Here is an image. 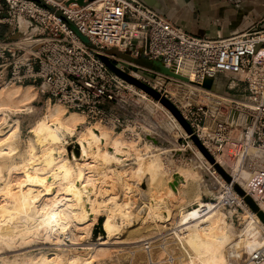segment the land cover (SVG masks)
<instances>
[{
  "label": "built area",
  "instance_id": "1",
  "mask_svg": "<svg viewBox=\"0 0 264 264\" xmlns=\"http://www.w3.org/2000/svg\"><path fill=\"white\" fill-rule=\"evenodd\" d=\"M67 1L0 0V26L6 27L0 35V86L30 83L44 100L76 110L88 122L114 130L130 128L141 138L149 127L150 134L157 135L158 120L146 117L152 114L145 105L147 94L115 75L98 56L104 55L172 99L191 129V134L176 136L183 150L195 148L194 135L214 160L216 154L224 159L230 176L238 160L255 181L256 188L247 194L257 192L261 200L264 28L195 36L141 0H91L81 5ZM140 56L173 73L133 62ZM219 75L225 78L223 92L203 86L204 80L213 82ZM151 106L153 111L155 104ZM223 193V205L237 203L232 186ZM247 264H264V244L247 254Z\"/></svg>",
  "mask_w": 264,
  "mask_h": 264
},
{
  "label": "bare ground",
  "instance_id": "2",
  "mask_svg": "<svg viewBox=\"0 0 264 264\" xmlns=\"http://www.w3.org/2000/svg\"><path fill=\"white\" fill-rule=\"evenodd\" d=\"M93 1L97 4L100 2ZM35 93L32 84L0 86V252L27 248L36 241L52 245V248L35 253L16 252L11 257L0 256V264H242V259L245 260L243 264H247V254L264 244V223L255 211L243 204V196L233 187L232 195L237 203L230 206L235 209L240 207L245 212L242 215L244 225L235 237L231 238L233 234L228 235L231 224L226 225L225 217L220 212L208 216L192 210L175 218L169 201L182 185L192 182L197 173L192 168L178 167L168 180H161L159 174L167 170V165L157 156L154 157L158 153L148 154L150 143L144 141L139 145L134 139L135 136L139 140H150L149 137L144 135L141 139L130 128L117 132L112 126L96 121L79 133L75 147L77 155L71 152L69 158L64 143L67 135L75 132L83 115L76 110L64 113V109H67L58 101L51 103V100L46 99L42 116L30 124L26 151L19 154V161H15L12 153H17L13 151L17 147L15 139L19 132V121L14 119L8 128H3L8 114L6 110L14 113L33 111L34 106L30 102ZM146 98L144 101L148 110L153 108L151 103H154L155 107L165 108L168 113V118L158 123V132L162 131L160 124H164L170 131L175 130L177 135L179 132L186 133L159 99L151 96ZM151 137L154 138L153 135ZM159 145V151L176 150ZM188 152L189 159H199V155L200 162L212 166L199 149ZM215 159V162L223 164L224 159L220 155L216 154ZM231 167L232 182L234 177L245 190L253 191L256 188L254 179L250 182L238 160H234ZM215 173L222 186L218 192L221 199L219 205L224 206L223 190L232 186V183L226 182L218 172ZM144 174L148 175L143 184L146 194L144 205L141 204L145 208L144 215L138 217L139 211L130 208L133 202L131 182L134 179L142 183ZM116 184L120 187L122 197L114 191ZM160 185L164 186L160 188ZM256 194L253 192L252 196L264 209V201ZM196 200H199L198 195ZM100 211L104 212L100 215L103 218H99ZM134 214H137L138 220L136 224L130 225ZM117 219H120V223ZM158 220L174 224L171 238L175 241L164 243L165 239L161 242L152 240L140 243L146 235L151 236L149 234L160 228L156 224ZM94 224H98L95 227L99 240L97 244L102 246H91L83 255L70 247H64L65 239L70 244L79 242L81 237L89 234ZM124 224L129 226L120 235L119 228ZM112 239L116 240L113 244L118 245L103 246ZM174 248L179 252H171ZM129 258L131 262L127 261Z\"/></svg>",
  "mask_w": 264,
  "mask_h": 264
},
{
  "label": "rangeland",
  "instance_id": "3",
  "mask_svg": "<svg viewBox=\"0 0 264 264\" xmlns=\"http://www.w3.org/2000/svg\"><path fill=\"white\" fill-rule=\"evenodd\" d=\"M56 1H58V0H54V1L49 0V2H56ZM1 26H5V25H1ZM112 51L113 50H111V52ZM133 62L138 63L144 67L151 68V69L158 71V72H162V73H166V74H172V72L169 69H165L162 66H159L158 64H156L155 61L149 60L143 56L136 58L135 60H133ZM221 81L219 78L215 79L212 82L211 88L215 91H221V88L223 87L221 84ZM26 84H30V83H26ZM16 85H18V84H11V85H7V86L8 87H15ZM21 85H25V84H21ZM34 90L36 93L34 94V98L32 99V101L30 102V104L34 106L33 111H31V112H15L14 113L13 111L6 110V112L8 114H7L6 122L2 125L3 128H8L9 124L12 123L13 122L12 120H14V119H18V121H19V132H18V136H16V139H15L17 147H16V150L13 151V152L17 151V153L16 154L12 153V155H14L15 161H19V159H20L19 154L20 153L22 154V152H25L26 151L25 149H27L26 143L28 144V141H27L28 138L27 137L29 135L28 131L30 129V124L35 119L40 118V116H42V113L44 112V109L46 107L47 102H46V100H44V97L37 93L35 87H34ZM149 96L150 95L147 94V97H149ZM166 99L173 104V101H171L172 100L171 98L166 97ZM158 101L160 102V100H158ZM51 103H57V102L52 101ZM164 107H166V106H164ZM70 111L64 109V113H68ZM149 111L152 114L148 113L146 115L147 120H149L151 117H154L155 119L158 120V123H160V121H162L163 118H168L167 117L168 113L166 112L165 108H162L158 105L156 107H154L153 111L151 109ZM168 111L171 112L169 109H168ZM171 114H172V112H171ZM180 115H181V113H180ZM182 118H183V116H182ZM83 121H84V117L82 116L81 121H79V123L77 125V129L75 130V132L71 135H67V139H66V142L64 143V146H65L66 154L68 155V157L70 156L69 158H71V154H70L71 152H73L74 154L77 155V152L75 151V147H76V140H77L79 133L81 131H83L87 126H91V125H93V123H95V122H91L88 124L87 122H85L87 120H85L84 122ZM5 125H6V127H5ZM157 126H159V125H157ZM160 127H161L162 131L159 130V132H157V135H154V138L151 137V134L149 133L153 129L148 127V131L145 132V137L146 138L149 137L150 140H147V139L144 140L143 138H141L143 140H139L135 136H134V139L137 141V143H140L139 145H142L141 143H143L144 141H147L148 143H150V152H148V154L158 153L157 155H154V157L157 156L167 165V170L165 172H162L159 174L162 176L161 180L162 179L163 180L165 179V181L168 180L171 173L173 171H176L178 169V167L192 168L197 173L196 174L197 177L194 178L196 180L194 181V179H193L192 182L189 181L190 183L188 182L187 184L185 183L184 185H182V188L179 189L178 193H176V195H174V197L169 201V204L172 205V206L171 205H169V206L171 208V211L174 213L175 218L178 219L182 214L189 212V211H192V210H195L197 212V214H199V215H208V216H211L214 213L220 212L225 217L224 219H225L226 225L231 224L230 225L231 227L229 228L230 230L227 232L228 235L230 236L231 234H233V235H231V238L235 237L237 235L236 232L239 230V228L241 226L244 225V222H242L243 221L242 215L245 214L244 210L240 207H236V209H235L234 206L231 207V206L224 205V206H226V207H224L222 205H219V202L221 199L219 198L218 192H220V190L222 189V186L220 184V179H218L216 177L215 172H217V171L213 168V165L210 168L207 166V163L203 164L202 162H200V160H199L200 157L197 154L196 155L198 156L199 159H197L196 157L195 158L191 157L189 159V154H187V153H189L188 151H194L196 148L199 149V147L196 145V143L193 141L195 148L193 146H191L190 148H186L183 150L182 147H180V144L179 145L177 144V140H176L177 134H176V132H174L175 130L170 131L168 128H166L164 126V124H160ZM162 127L165 128L167 131L163 130ZM114 131L119 132L120 130H114ZM146 135H149V136H146ZM178 142H182V140L179 139ZM159 144H161L162 146H165L169 149L172 148V149H176V150L162 151V149H161L159 151V149H160ZM144 149H148V148L145 147ZM201 153H202V151H201ZM150 158H152V157H150ZM128 162H130V161H128ZM3 174L6 175L5 170H3ZM147 176H148L147 174H144V176L142 178L143 182L147 181L146 180ZM132 179L133 178H131V180ZM133 180L131 182L132 191L130 192L132 199H133V202L131 201L130 208L132 210L137 209V211H139L138 212L139 213L138 217H139L141 215H144V208L145 207L143 206L144 207L143 208L141 204L144 205L143 200L145 199V196H146V194L143 190V184H145V182L141 183V181L136 180V182L138 181L136 183L135 180H134V182H133ZM136 184H137V186H136ZM133 185L136 187H134ZM162 186H164V185H160L159 187L161 188ZM219 188H220V190H219ZM114 191L117 192V194L122 197V193H121V190H120V187L118 184H116L114 186ZM197 195L199 196V200H196ZM243 203L249 207V205L244 201V199H243ZM138 207L139 208L142 207L143 209L140 208V210H141L140 211ZM227 207H229V208H227ZM226 209H228V210H226ZM162 210H164V209H162ZM103 213H104L103 211L99 212V218H103V216H100V215H103ZM134 215H135V217H134ZM134 215H133L134 218L133 217H132L133 219L131 218L130 225L136 224V222L138 220L137 214H134ZM117 221H118V223H120V219H117ZM160 221L158 223L156 222V224H158V226H160V228L158 227V230L156 229V231H154L153 234L152 233L149 234L151 236L146 235L145 236L146 238L141 240L140 243L141 242L142 243L151 242L152 240L157 241V242H161L165 239H166V241L164 243L175 241L174 238H171V236H173L171 234V232L173 233V230H174L173 225L174 224L172 222H170V224H172V225H169V223H168L169 221L167 222V220H165V221L160 220ZM146 222H149V221H146ZM163 222L167 226H165V224H163ZM150 223H153V221H151ZM97 225L98 224H94V226H92L91 230L89 231V234H87V235L85 234L83 236L84 238L81 237V239L82 238L83 239L78 240L79 242H77L75 244H70V241L65 239L66 246L64 245V247H66V248L70 247L71 249H74L78 252H81L82 253L81 255H83V253H87V251H89V247H91V246H96V245L98 247L102 246L101 244L100 245L97 244L99 242V240H97V232L95 230V227ZM126 226L128 227L129 224H127V225L124 224V226H122L123 228L122 227L119 228L120 235L124 233V231L126 230V228H125ZM239 232H241V230H239ZM117 234H119V233H117ZM117 234L115 236H117ZM61 238H63V236H61ZM147 240H149V241H147ZM114 241H116V240H113V239L109 240V241H107V244H105L103 246L113 247V246L118 245L117 243L113 244V243H115ZM41 242L42 241H36L34 245L27 247V248L25 247V248L17 250V251H6L5 250L3 252H0V256H7L8 257L10 255V257H11V255L16 253V252L17 253H19V252L20 253H22V252H24V253H26V252L35 253L41 249H47L49 247L52 248V245H49V244L43 245ZM137 243H139V242H136V244ZM136 244L131 243L130 245H136ZM174 245L175 244H171L170 246H174ZM171 252L178 253L179 251H178V249L174 248L173 251H171ZM163 260L165 261V258H163ZM127 261L131 262V258H129ZM115 264H120V262H117ZM164 264H167V263H164ZM175 264H179V263H175Z\"/></svg>",
  "mask_w": 264,
  "mask_h": 264
},
{
  "label": "crops",
  "instance_id": "4",
  "mask_svg": "<svg viewBox=\"0 0 264 264\" xmlns=\"http://www.w3.org/2000/svg\"><path fill=\"white\" fill-rule=\"evenodd\" d=\"M152 2L154 10L195 36L213 38L226 36L232 32H242L251 26L264 28V0H152ZM5 29V26H0V35ZM155 62L173 73L166 65ZM218 78L222 80L223 86L218 92H223L225 78L219 75L215 79ZM224 163V161L223 164L219 162L221 166H225ZM243 170L242 172L246 171V177L250 178L251 182V172L247 168ZM233 180L245 190L237 179L233 177ZM245 191L247 194V190ZM261 200L264 201L263 195Z\"/></svg>",
  "mask_w": 264,
  "mask_h": 264
},
{
  "label": "water",
  "instance_id": "5",
  "mask_svg": "<svg viewBox=\"0 0 264 264\" xmlns=\"http://www.w3.org/2000/svg\"><path fill=\"white\" fill-rule=\"evenodd\" d=\"M40 2V0H37ZM86 1L91 0H68L69 2H76L77 4H84ZM146 5L150 7H154L152 0H141ZM99 58L102 60V62L117 76L124 79L130 84H133L134 86L138 87L139 89L143 90L150 96H152L155 99H159L160 102L166 106L172 114L175 116V118L180 122V124L184 127L185 131L188 134H191V129L188 125V123L182 118L179 111L175 108V106L168 101L165 97L161 96L156 90L148 86L147 84L143 83L142 81L138 80L134 76L128 74L127 72H124L120 70L111 60H109L106 56L99 54ZM127 67H130L134 69L133 66H130L129 64H125ZM212 85L211 79H206L203 82V86L206 88H210ZM191 139L196 143V145L199 147V149L202 151L204 156L207 158V160L213 165L214 169L222 176V178L225 179L226 182L232 183V187L234 190L241 196H243L244 201L249 205V207L256 212V214L259 216L261 221L264 223V212L258 207L256 202L253 200L251 196L245 193V191L236 183L232 182V178L230 174L217 162H215L214 158L203 148V146L200 144V142L197 140V138L194 135H191Z\"/></svg>",
  "mask_w": 264,
  "mask_h": 264
}]
</instances>
